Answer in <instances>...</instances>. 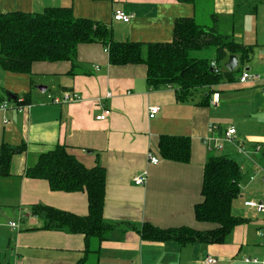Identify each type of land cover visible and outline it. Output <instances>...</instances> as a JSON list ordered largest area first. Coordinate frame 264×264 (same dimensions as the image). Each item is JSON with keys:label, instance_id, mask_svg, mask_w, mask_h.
Masks as SVG:
<instances>
[{"label": "crops", "instance_id": "obj_1", "mask_svg": "<svg viewBox=\"0 0 264 264\" xmlns=\"http://www.w3.org/2000/svg\"><path fill=\"white\" fill-rule=\"evenodd\" d=\"M204 1L224 24L223 31L244 48L236 53L232 71L222 64L221 80L192 99L178 100L168 85L150 87L144 63L110 64L97 42L79 44L73 62L37 61L29 73L0 67V102L9 104L0 110V145L25 146L12 155L8 174H0V264H76L81 258L84 264H209L208 256L217 258L211 264H262L244 262L247 256L264 264V211L244 205L246 200H264V0ZM48 7H71L77 17L105 23L116 41L141 42L144 58L147 43L171 40L175 20L195 15L192 4L177 0H0V13ZM118 9L130 14L128 22L112 19ZM242 71L260 79L240 83ZM63 90L82 98L51 102ZM10 94L29 95L27 108L17 110ZM154 105L159 110L149 118L148 107ZM103 108L110 114L97 120ZM209 123L219 132L234 127L244 151L229 143L220 151L209 150L204 139ZM161 136L188 137L189 160L162 157ZM61 144L84 166L105 168L103 218L121 222L106 239L89 237L87 251L83 234L39 229L41 220L28 213L29 206L41 203L87 214L85 191H53L47 180L25 175L39 154ZM148 153L159 162L149 163ZM212 155H226L239 164L241 191L232 201V212L246 220L222 243L143 240L137 230L144 222L161 228L213 226L197 221L193 210L201 200L204 164ZM143 171L145 183L135 184L134 176ZM18 219L11 228L8 222Z\"/></svg>", "mask_w": 264, "mask_h": 264}, {"label": "trees", "instance_id": "obj_2", "mask_svg": "<svg viewBox=\"0 0 264 264\" xmlns=\"http://www.w3.org/2000/svg\"><path fill=\"white\" fill-rule=\"evenodd\" d=\"M177 1L192 4L195 15L175 20L171 40L147 43L145 58L141 42L114 40L105 23L77 17L71 7L0 13V67L11 73H29L37 61L73 62L79 44L97 42L108 48L110 64L144 63L146 82L150 87L168 85L175 90L178 100L192 99L201 89L221 80L223 60L228 54L241 53L244 46L219 27L211 5L208 4L210 8L207 10L210 23L199 20V2L206 1ZM212 1L208 0V3ZM207 49L213 50V58L203 54ZM212 60H215L218 70L211 67ZM10 95L15 97V103L29 102V95L22 98ZM207 99L208 95H205L204 104ZM24 148V144L0 145V174H8L12 155ZM189 148L188 137L161 136L159 140L160 153L166 159L187 162ZM25 175L47 180L53 191H85L87 195L86 215L41 203L29 206L28 213L41 220L39 229L83 234L87 251L89 237L106 239V235L121 224L103 218L105 168L98 163L92 167L84 166L63 144L39 154L36 162L26 168ZM240 177L241 168L233 158L226 155L208 157L203 168L201 200L193 210L197 221L213 226L203 230L189 226L161 228L144 222L138 233L143 240L152 241L175 240L181 244L224 242L232 229L246 220L232 212V201L241 191ZM83 260L81 258L76 264H84Z\"/></svg>", "mask_w": 264, "mask_h": 264}, {"label": "built area", "instance_id": "obj_3", "mask_svg": "<svg viewBox=\"0 0 264 264\" xmlns=\"http://www.w3.org/2000/svg\"><path fill=\"white\" fill-rule=\"evenodd\" d=\"M130 17H131L130 14H126L124 11L119 10V9L114 10L112 13L113 20L128 22L130 20ZM104 50L105 52H107L108 48L104 47ZM95 67H98V66H95ZM211 67L214 68L215 70H218L215 60L211 61ZM259 79H260V75L257 73L249 72V71H242V73L239 76L238 81L240 83H243L246 81H254V80H259ZM263 94H264V88H263ZM108 96H110L109 92L106 93L105 97H108ZM81 98L82 97L75 91L63 90L60 97L58 96L51 97V102L55 104L76 102V101L81 100ZM215 102L216 100H214L213 98L212 103H215ZM8 106H9L8 100H3L2 102H0V110H5L8 108ZM27 106H28L27 104L15 103V108L19 111L25 110ZM158 110H159V107L155 105L148 107V110H147L148 117L153 118L155 114L158 112ZM109 114H110V109L103 108L102 111L98 115L95 116V118L97 120H105ZM204 139H205V144L209 150L220 151L223 149L226 143H229V144H232L236 148L237 152L241 153L244 151L242 145L236 140V130L232 126H228L224 130H222V132L221 131L219 132L215 124L209 123L207 127V135ZM256 149L258 150V147H256ZM147 157H148V162L151 164H157L159 162V158L152 153H148ZM146 179H147V172L143 171L140 174L134 176L133 182L135 184L141 185L145 183ZM263 182H264V179H263ZM244 205L247 207L253 208L258 212L264 211V200H261V201L246 200L244 201ZM18 221L19 219L10 220L8 224L11 228H15L18 226ZM260 234L263 235L262 232H260ZM243 260L244 262H247V263H262L263 264V261L262 260L260 261L256 257L247 256V257H244ZM216 261H217V258L214 256H208L205 259V262L209 264L215 263Z\"/></svg>", "mask_w": 264, "mask_h": 264}, {"label": "rangeland", "instance_id": "obj_4", "mask_svg": "<svg viewBox=\"0 0 264 264\" xmlns=\"http://www.w3.org/2000/svg\"><path fill=\"white\" fill-rule=\"evenodd\" d=\"M208 7H209L208 4H205V2L200 1L199 2V6H198V8H199V10H198L199 16L196 14L199 17V20L201 19L202 23H205V24L210 23V18L208 17V11H207V10H209ZM219 24H220L219 27L220 26L222 27V25H224L221 22ZM225 27H227V26H225ZM222 29H223V27H222ZM212 53H213V50H211V49L208 50L207 49L203 54L206 55V56H211ZM198 55H201V54L198 53Z\"/></svg>", "mask_w": 264, "mask_h": 264}, {"label": "water", "instance_id": "obj_5", "mask_svg": "<svg viewBox=\"0 0 264 264\" xmlns=\"http://www.w3.org/2000/svg\"><path fill=\"white\" fill-rule=\"evenodd\" d=\"M238 56L236 54H229L227 60L223 63V66L229 70L232 71L237 64ZM42 89H45L44 87Z\"/></svg>", "mask_w": 264, "mask_h": 264}]
</instances>
